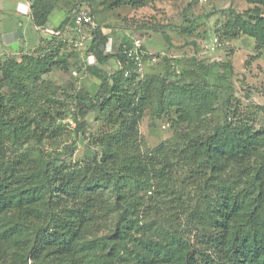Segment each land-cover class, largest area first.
I'll list each match as a JSON object with an SVG mask.
<instances>
[{"label": "rangeland", "instance_id": "1", "mask_svg": "<svg viewBox=\"0 0 264 264\" xmlns=\"http://www.w3.org/2000/svg\"><path fill=\"white\" fill-rule=\"evenodd\" d=\"M28 1L31 10L35 6L44 14L34 18L30 42L16 44L15 36L8 41L10 24L13 33L20 32L15 24L25 16L19 12H11L0 26L5 30L0 36V175L10 176L13 185L41 184L47 166L68 172L100 159L118 128L119 104L93 108L92 103L100 102L106 77L119 69L131 73V78L123 76L121 94L134 96L135 105L147 100L137 135L112 147L122 163L161 160L163 147L183 148L229 121L252 132L264 130V0H86L93 21L83 25L82 34L69 20L60 29L81 0ZM49 30L58 32L56 37ZM94 32L108 38L104 61L88 51ZM81 37L83 44L73 45ZM136 40L141 66L123 52L124 58L118 57L124 45L134 47ZM48 54L54 56L46 58V66L35 63L34 56ZM112 84L109 79L107 86ZM120 91H107V97ZM107 166L112 170L115 165ZM190 170L176 163L172 176L177 185ZM155 190L154 182L141 193L146 204L155 200L149 197ZM166 202H158L165 212L172 209ZM189 219L161 221L179 229ZM106 228L93 233L100 236ZM130 245L118 243V249ZM101 256L81 259L101 261ZM43 261L59 262L52 256Z\"/></svg>", "mask_w": 264, "mask_h": 264}, {"label": "trees", "instance_id": "2", "mask_svg": "<svg viewBox=\"0 0 264 264\" xmlns=\"http://www.w3.org/2000/svg\"><path fill=\"white\" fill-rule=\"evenodd\" d=\"M32 13L33 19L44 16L35 6ZM64 21L61 30L74 24L69 14ZM94 33L88 51L104 61L108 38ZM122 52L118 57L124 58ZM48 56L54 55L34 61L46 66ZM124 73L119 69L106 77L100 102L92 103L93 108L119 104L118 128L93 165L68 172L47 166L44 181L27 186L0 175V264H45L50 256L57 264H67L68 257L74 264H264V130L252 132L229 121L183 148L163 147L161 160L122 163L112 147L137 135L147 103L135 105L134 96L121 94ZM181 161L191 170L177 185L172 174ZM107 164L115 166L110 170ZM154 182L158 190L149 197L155 200L146 204L141 193ZM167 200L172 209L165 212L158 202L168 205ZM184 215L191 219L179 229L161 221L169 217L178 223ZM103 226L108 232L95 236ZM118 243L131 245L120 251ZM95 253L102 254L101 261L81 259Z\"/></svg>", "mask_w": 264, "mask_h": 264}, {"label": "crops", "instance_id": "3", "mask_svg": "<svg viewBox=\"0 0 264 264\" xmlns=\"http://www.w3.org/2000/svg\"><path fill=\"white\" fill-rule=\"evenodd\" d=\"M13 11L19 12L20 13L19 15H23L25 17H24V20L17 21V23L15 24V27L17 26L20 29V32H18V33H13V31H15L14 30L15 28H13L14 27L13 24H12V26L10 24V29H8V32H11V33L10 34L7 33L8 34V41H11L12 36H15V37H19V40L15 42L16 44L18 42L23 43V41H25L26 39H27V43L30 42V37H31V34L33 32L32 27L33 26L35 27V22L33 19V13H32L31 5H30L29 1L28 0H0V12H1L0 13V26H1L3 21H5L7 19H11L8 15ZM24 22H26V24L28 23V25H27L28 29L27 30H25L26 25ZM43 27H46V26L44 25L41 28H43ZM4 31L0 30V36H1V33ZM5 35L6 34H4V36ZM9 43H11V42H8V44Z\"/></svg>", "mask_w": 264, "mask_h": 264}, {"label": "built area", "instance_id": "4", "mask_svg": "<svg viewBox=\"0 0 264 264\" xmlns=\"http://www.w3.org/2000/svg\"><path fill=\"white\" fill-rule=\"evenodd\" d=\"M93 13H92V6L91 4L86 1V0H81L79 1L72 9L71 12L69 14V17L73 19L74 21V29L76 30V32H78L79 34H82L83 32V25L84 24H91L93 21ZM50 35H55L58 32L55 31H50ZM83 39L84 37H81L79 40H77L75 42V45L77 47H80V45L83 44ZM135 46L134 47H127L126 45H124L123 48V54L125 55V57L131 58V60H135L136 64L138 66H141V61L138 62L140 60V53H141V49H140V40H136V42L134 43ZM137 60V61H136ZM125 76L129 75L130 72L129 71H125Z\"/></svg>", "mask_w": 264, "mask_h": 264}]
</instances>
